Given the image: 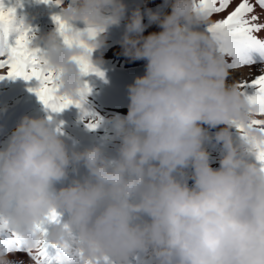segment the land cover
Masks as SVG:
<instances>
[{
	"label": "clouds",
	"instance_id": "9594fccd",
	"mask_svg": "<svg viewBox=\"0 0 264 264\" xmlns=\"http://www.w3.org/2000/svg\"><path fill=\"white\" fill-rule=\"evenodd\" d=\"M59 6L73 30L97 29L82 35L92 50L123 24L119 54L144 61V73L126 86L127 113L105 122L100 143L70 146L55 119L19 118L0 147V222L25 249L46 239L57 264H264V171L250 144L233 140L235 124L252 117L215 41L199 30L210 21L194 0L143 11L124 0ZM153 24L160 31L144 35ZM40 40L60 94L74 97L83 79L72 58L82 49L57 30ZM209 145L219 147L216 168ZM53 209L59 222H45ZM12 254L0 252V264H14Z\"/></svg>",
	"mask_w": 264,
	"mask_h": 264
},
{
	"label": "snow or ice",
	"instance_id": "6c2138e0",
	"mask_svg": "<svg viewBox=\"0 0 264 264\" xmlns=\"http://www.w3.org/2000/svg\"><path fill=\"white\" fill-rule=\"evenodd\" d=\"M44 2L47 3L48 0ZM54 2L59 5L60 0ZM233 2L234 0H194L196 10L210 21L205 31L215 41L216 50L224 57L227 68H251L256 63L253 53L258 54L260 61L264 62V37L260 35L264 33V0H238L235 7H232ZM230 7L232 10L223 18L211 19L214 15L226 12ZM52 20L65 44L82 49L79 56L72 58L78 65L81 76L94 74L102 79L104 73L90 60L93 50L82 38L84 33L89 39L94 38L97 29L89 26L81 33L70 28L60 16H53ZM10 37L13 38L11 43ZM33 40L32 29L23 21H17L15 8L6 6L3 0H0V79L19 77L29 81L34 78L38 81V86L30 88L29 91L36 94L47 111L59 113L69 106H75L80 111V119L86 121L85 126L89 130H95L101 121L96 113L85 107L86 98L91 92L88 83L82 80L74 97L60 94L57 83L59 73L49 66L42 50L33 45ZM235 86L245 99L247 110L252 117L247 125L236 123V130L240 138L254 149L255 160L261 171H264V139L255 140L246 133V128H255L264 137V68L254 77L238 79ZM51 118L49 116V119ZM57 131H61L60 123L57 125ZM45 222H59V214L54 209L50 210ZM37 228L42 233L46 232L43 224H38ZM54 247L45 239L36 250L25 249L20 236L9 232L6 224L0 222V252L24 251L33 264H57L52 252Z\"/></svg>",
	"mask_w": 264,
	"mask_h": 264
},
{
	"label": "rangeland",
	"instance_id": "374dc122",
	"mask_svg": "<svg viewBox=\"0 0 264 264\" xmlns=\"http://www.w3.org/2000/svg\"><path fill=\"white\" fill-rule=\"evenodd\" d=\"M3 3L6 6L14 7L17 21H23L32 29L35 47H42L40 38L57 28L52 17L59 16L60 6L55 4L54 0H48L47 3L44 0H3ZM68 3L69 0H63L64 5ZM124 3L129 11L131 8H135L128 0H124ZM74 27L83 30L85 25L82 22H75ZM122 31L123 24L119 28L110 29L105 36V44L92 52L93 61L97 59L101 61L94 63V66L104 73L103 78L94 74L82 77L91 89L86 98L85 107L100 118L99 127L89 130L85 126L86 121L80 119V111L75 106H69L59 113L47 111L36 94L29 91L30 88L38 86V81L34 78L25 81L19 77L16 79L5 77L0 79V119L4 118L3 123L0 122V147L3 146L8 135L23 115L51 116L60 123L62 138L70 146L74 140L83 147L100 143L106 139L109 128L105 122L116 113L126 115L128 103L126 86L133 82L134 77L144 73V61L130 62L119 54L121 49L117 41L120 39ZM12 39L10 37V43Z\"/></svg>",
	"mask_w": 264,
	"mask_h": 264
},
{
	"label": "bare ground",
	"instance_id": "6f19581e",
	"mask_svg": "<svg viewBox=\"0 0 264 264\" xmlns=\"http://www.w3.org/2000/svg\"><path fill=\"white\" fill-rule=\"evenodd\" d=\"M131 3L132 7L140 6L143 11V9L151 8L155 9L158 5H161L163 0H128ZM238 2V0H234L232 7H235V3ZM232 7H230L226 12L220 13L217 15H214L211 17L212 20L221 19L224 16L227 15L228 11L232 10ZM132 9V8H131ZM164 11H170V9H164ZM257 12H259V9L257 8ZM144 23L147 24V18L144 19ZM199 30L205 31V26L200 25L198 26ZM160 29L156 25H149L146 29V32H144V35H148L152 32H158ZM262 37H264V33L260 34ZM253 58L256 60V63H254L251 68H243L238 70H230V76H229V83H235L238 79H244L247 77H254L255 75L259 74V71L261 68H264V62L260 61L258 54L253 53ZM4 118L0 119V122L3 123ZM105 125V124H104ZM240 137L236 134V131H233V140L234 142L238 143ZM208 150L211 153V156L214 158L213 162L211 163V166L213 168L218 167V162H216L215 158L218 156L219 147L213 148L211 145L208 146ZM191 183V182H189ZM9 259H11L14 264H33L31 261L29 255L24 251H14L12 255L9 256Z\"/></svg>",
	"mask_w": 264,
	"mask_h": 264
}]
</instances>
